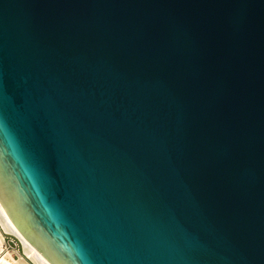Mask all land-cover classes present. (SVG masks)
<instances>
[{"label": "water", "instance_id": "1", "mask_svg": "<svg viewBox=\"0 0 264 264\" xmlns=\"http://www.w3.org/2000/svg\"><path fill=\"white\" fill-rule=\"evenodd\" d=\"M0 205L50 264H264V0H0Z\"/></svg>", "mask_w": 264, "mask_h": 264}, {"label": "bare ground", "instance_id": "2", "mask_svg": "<svg viewBox=\"0 0 264 264\" xmlns=\"http://www.w3.org/2000/svg\"><path fill=\"white\" fill-rule=\"evenodd\" d=\"M0 225L5 233L14 235L19 239L23 247V254L14 252L17 256L15 259L12 256V251L3 252L5 245V240L3 234L0 232V264H50L46 259H44L37 250L27 242L23 236L16 230L12 225L8 217L6 216L3 208L0 205ZM16 251V250H15Z\"/></svg>", "mask_w": 264, "mask_h": 264}, {"label": "rangeland", "instance_id": "3", "mask_svg": "<svg viewBox=\"0 0 264 264\" xmlns=\"http://www.w3.org/2000/svg\"><path fill=\"white\" fill-rule=\"evenodd\" d=\"M0 232L3 234L5 233L4 230L2 229L1 225H0ZM5 236V245L3 248V252L1 254H4L5 252L8 251H12V256L17 259V256L14 252H18L19 254H23V247L21 242H17L14 243V240H9L10 239V235L9 234H4ZM16 250V251H15Z\"/></svg>", "mask_w": 264, "mask_h": 264}, {"label": "built area", "instance_id": "4", "mask_svg": "<svg viewBox=\"0 0 264 264\" xmlns=\"http://www.w3.org/2000/svg\"><path fill=\"white\" fill-rule=\"evenodd\" d=\"M4 234H9V233H3V236H4ZM9 235H10V239L9 240H14V243H17V242L20 243V241H19V239L17 237H15L12 234H9ZM4 240H5V236H4Z\"/></svg>", "mask_w": 264, "mask_h": 264}]
</instances>
